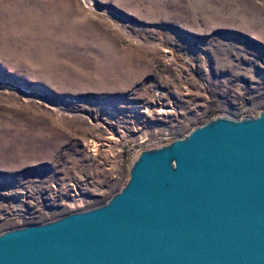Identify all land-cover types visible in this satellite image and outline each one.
Returning <instances> with one entry per match:
<instances>
[{
  "label": "rangeland",
  "instance_id": "obj_1",
  "mask_svg": "<svg viewBox=\"0 0 264 264\" xmlns=\"http://www.w3.org/2000/svg\"><path fill=\"white\" fill-rule=\"evenodd\" d=\"M262 109L264 0H0V233L57 182L92 205L121 189L131 151L92 148L138 144L106 142L96 115L177 135Z\"/></svg>",
  "mask_w": 264,
  "mask_h": 264
},
{
  "label": "water",
  "instance_id": "obj_2",
  "mask_svg": "<svg viewBox=\"0 0 264 264\" xmlns=\"http://www.w3.org/2000/svg\"><path fill=\"white\" fill-rule=\"evenodd\" d=\"M0 264H264V109L142 150L103 204L1 232Z\"/></svg>",
  "mask_w": 264,
  "mask_h": 264
},
{
  "label": "built area",
  "instance_id": "obj_3",
  "mask_svg": "<svg viewBox=\"0 0 264 264\" xmlns=\"http://www.w3.org/2000/svg\"><path fill=\"white\" fill-rule=\"evenodd\" d=\"M133 112L135 113V111ZM140 112L142 111L137 110L135 115L131 113L132 117L130 121H124L127 124L121 123L120 125L114 122V116L110 117L109 119H104L101 118V116L96 115L94 117V120L97 122V125L104 132V134H107L106 142L110 140L113 141L114 139L121 142L122 145H126V139L128 137H132V140L135 141L138 146L134 148H92V151H96L98 149V153L100 150L114 149L116 153L128 155L127 150H130L131 155L128 160V166L130 168L132 162L142 150L155 148L166 144L176 138H180L186 135L191 130L190 129L187 133L184 134L171 135V132H173L174 129L179 126V123L177 121L166 123L160 120V118H153L148 115L142 124L138 119V113ZM112 113H114V111H112ZM149 120H152L153 123L150 124ZM208 120H205L202 123ZM142 125L143 130L141 131ZM197 125H194L193 128ZM112 135H115L117 137L113 138ZM79 188L80 186L76 183L57 182L52 186V188H49L44 195H39L35 200L29 194L21 196L25 198L24 202L26 208L24 209V214L28 219L26 222H30L29 220L35 218V214L37 213L54 214L52 218L47 220L50 221L73 211L85 210L97 206L92 205L89 202V200H91L92 198V194ZM26 196H28L29 198H26ZM63 210L68 211L65 212ZM21 222L22 221H20V223ZM26 222L18 225L17 227L30 224Z\"/></svg>",
  "mask_w": 264,
  "mask_h": 264
}]
</instances>
